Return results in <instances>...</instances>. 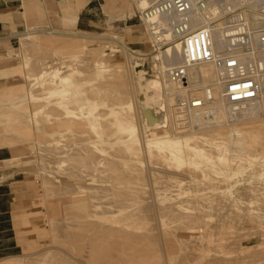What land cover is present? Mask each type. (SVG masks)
Masks as SVG:
<instances>
[{"label": "rangeland", "instance_id": "374dc122", "mask_svg": "<svg viewBox=\"0 0 264 264\" xmlns=\"http://www.w3.org/2000/svg\"><path fill=\"white\" fill-rule=\"evenodd\" d=\"M30 1L44 8L0 37V264H264V111L190 124L168 97L153 128L138 85L165 64L137 1ZM260 5L228 4L221 26ZM24 179L33 196L10 208Z\"/></svg>", "mask_w": 264, "mask_h": 264}, {"label": "bare ground", "instance_id": "6f19581e", "mask_svg": "<svg viewBox=\"0 0 264 264\" xmlns=\"http://www.w3.org/2000/svg\"><path fill=\"white\" fill-rule=\"evenodd\" d=\"M136 1H137L138 6H139L138 7L136 5L137 6L136 8L140 12V15L144 19L147 27L152 28L153 26L154 27L163 26L162 32L165 35V37H167V38L170 37L172 39V41L167 42L166 43L167 45H165L164 47H161V48L156 47L155 48L152 46V41H153V38H152V41H151V46L153 48L152 53L157 52L156 55L159 56L160 59L164 61L165 66L164 67L162 65L160 66V63H159L157 70L159 72L162 70L161 76H154L153 78L147 79L148 81H147V84L145 85V88H143L140 84L138 85L139 91H140L139 96H140L141 101L144 103L142 113L146 117V120L149 124L155 125V126H153V128H159L160 127L161 123H158V122H159V117L161 115V105L164 108L167 107L168 102L166 100L168 99V97L176 98V100H175V101H177L176 104H178V100L181 97L193 96V95H198V96L203 97V101H202L201 105H199V106L180 108V107L175 105V108H174L175 114L177 113L179 115V117L184 118L186 120L188 119V123H190V124H193L194 122H198L200 125H204V126L205 125H213V126L218 125L219 126L220 123L225 121L227 118L229 119L231 117L234 119H236V118L238 119L242 116L250 117V116H253V114H255V113L257 115L259 110H262V112L264 111V41L263 42L260 41V36L262 34H264V13H261V14L257 13L252 18L250 17L253 15V14H251L252 12L250 13V16H248L246 14H245V16L243 14L242 15L236 14V19H238L239 17L244 18L245 20H243L242 23H244V24L247 23L249 25L250 43H249L248 47L242 46V45L233 46L230 42V38L228 37L229 31L231 28L222 27L221 21H220V16H221L220 10H226V9L228 10L230 8L229 6H227L228 4H230V6H232V7H235V5H238L241 3H246L248 5V7H247L248 10H252L251 6H254V8L257 9L256 5L261 4L260 5V8H262L261 11H264V0H205L204 1V7L202 10L196 11L195 9L194 10L191 9L185 13L187 15L189 21H190V27L192 29H198V28H208L209 29L210 39H211V43H212V49L215 53L235 55L239 59L240 62L244 63L247 66L250 74L253 75V77L257 80V82L259 84L258 95L256 97L242 99L240 101H229V100H227V98L224 94L225 81H224V79H222L220 77V71H221L220 69L221 68L218 67L213 61H204V62H197L195 64H192V65L188 66L187 74L184 78H182L180 80L170 79V77L168 75L169 68L172 65L177 64V63L182 61V52H181V47L179 45V42L176 39H173L172 34L170 32L172 23L174 21H176L178 18H180L181 14L174 12L172 10L162 12V13H157V14L145 13V12H143V10H140V9L142 7H145L146 5H148L153 0H136ZM149 31H150V34L152 37L153 36L152 30L149 29ZM26 34L24 33L25 36H26ZM20 35H22V34H20ZM25 40H26V38H25ZM56 71H58V70L56 69ZM43 72H41L40 70L38 71L39 76L35 78L36 81L40 77H42L44 74H47V73H43ZM138 74H139V72H138ZM31 77L32 76H30L29 78H31ZM51 78H52V76H51ZM137 79H139V76ZM30 80H32V79H30ZM36 81L34 80V82H36ZM58 83H59L58 80L50 81L48 83V85L44 87L45 93H47L50 96L55 97V99L53 100V103L55 106L64 107L63 116H65L67 118L77 117L78 112L74 109H70V105H69L72 102L73 97L65 96L64 93H67L68 91L64 92L65 89L63 90L61 87V83H60V85ZM64 83H65V81H64ZM68 83H69V81H68ZM67 86H70V85H67ZM198 92H200V93H198ZM47 101H49V100H47ZM142 102H141V105L143 106ZM163 107H162V109H163ZM165 109L167 110V108H165ZM93 110L94 109L91 107L90 108L91 112H89L90 115H91ZM54 113H57V111ZM80 114L82 115V113H80ZM166 115H167V113L165 114V116ZM46 116H45V118H46ZM91 116H93V115H91ZM173 116L175 117L176 115L173 114ZM85 118H87L89 120L90 117H89V115H87ZM164 118H166V117H164ZM29 120H30V118H29ZM79 121H81V120H79ZM30 122H31V120H30ZM115 122H117V121H115ZM47 123L49 124L48 121H47ZM93 123H95V122H93ZM89 124H92V122L90 121ZM176 124H177V122H176ZM53 126H54V123H53ZM90 127L93 128L91 125H90ZM20 128H22V126ZM117 128L124 133L125 132L128 133L130 135V137H136L137 136L136 135L137 131H135L136 127L131 121H128L127 124L119 122ZM153 128H151V129H153ZM15 129H16V127H15ZM25 129H29V128H25ZM66 129L69 130L68 128H66ZM39 130H41V129H39ZM259 130L258 131L253 130L256 132V136H255L256 140L254 142L255 144H259L262 142L261 139L263 137H262V134L259 132ZM18 131H20V130H18ZM26 131L28 132V130H26ZM30 131H31V129H30ZM36 136H37V134H36ZM41 137H43V136H41ZM27 138H29V137H27ZM39 139H42V138H39ZM35 141H36V139H35ZM43 141H45V139ZM21 142H22V140H21ZM237 144H238V147L240 149H244L246 146L245 143H237ZM229 151H230V149H229ZM228 156H229V154H228ZM239 160H240V158H239ZM240 165H241V162H240Z\"/></svg>", "mask_w": 264, "mask_h": 264}, {"label": "built area", "instance_id": "2783aa9c", "mask_svg": "<svg viewBox=\"0 0 264 264\" xmlns=\"http://www.w3.org/2000/svg\"><path fill=\"white\" fill-rule=\"evenodd\" d=\"M205 0H153L143 10L145 13H162L174 11L181 14V17L171 25L173 39L179 42L182 52V61L172 65L168 70V75L172 80H180L187 74L188 66L197 62L213 61L220 67V77L224 79V94L229 101H240L242 99L253 98L258 95L259 84L250 74L247 66L240 62L233 54H218L212 49L210 31L208 28L192 29L190 21L185 14L191 9L202 10ZM244 18L239 17L235 22L227 25L231 28L228 34L233 46H249L250 30L247 23H242ZM152 30V46L164 47L167 42L172 41L165 37L162 32L163 26L148 28ZM260 41H264V34L260 36ZM253 62V61H252ZM202 96L193 95L181 97L176 106L180 108L195 107L201 105Z\"/></svg>", "mask_w": 264, "mask_h": 264}, {"label": "crops", "instance_id": "0c3cea01", "mask_svg": "<svg viewBox=\"0 0 264 264\" xmlns=\"http://www.w3.org/2000/svg\"><path fill=\"white\" fill-rule=\"evenodd\" d=\"M0 0V37L2 38L6 32L11 31V24H14L16 28L22 23L21 18L18 14V10H22L23 16L28 18L29 15H33L38 13L40 10L44 8L42 3L33 2L30 0ZM78 0H70L69 4H73ZM78 16L74 17V20L77 19ZM4 24H8L9 27L5 28ZM0 50H2L0 45ZM21 181V180H20ZM14 183L13 187L9 188V200L8 204L10 208H16L21 205H25L27 200L32 198V193L30 192L31 188L26 183L27 180H23L24 182Z\"/></svg>", "mask_w": 264, "mask_h": 264}]
</instances>
